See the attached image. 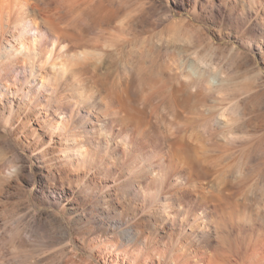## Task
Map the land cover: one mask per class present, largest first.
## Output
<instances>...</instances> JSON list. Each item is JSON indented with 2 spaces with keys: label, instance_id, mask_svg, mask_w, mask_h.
I'll list each match as a JSON object with an SVG mask.
<instances>
[{
  "label": "rangeland",
  "instance_id": "1",
  "mask_svg": "<svg viewBox=\"0 0 264 264\" xmlns=\"http://www.w3.org/2000/svg\"><path fill=\"white\" fill-rule=\"evenodd\" d=\"M64 2L71 12L59 26L73 46L44 64L52 87L40 68L24 71L31 38L6 18L0 25V264H205L203 255L255 264L250 252L264 250V0ZM81 62L96 99L72 103L65 85ZM151 63L142 84L136 72ZM187 75L218 87H194ZM116 97L134 117L131 142L100 132ZM159 141L161 171L149 158ZM195 200L210 204L206 220Z\"/></svg>",
  "mask_w": 264,
  "mask_h": 264
},
{
  "label": "bare ground",
  "instance_id": "2",
  "mask_svg": "<svg viewBox=\"0 0 264 264\" xmlns=\"http://www.w3.org/2000/svg\"><path fill=\"white\" fill-rule=\"evenodd\" d=\"M58 1H60V0H0V25H1V28L2 29L4 28L2 26H4L3 22L6 18L9 25H11V27H15V29L18 30L17 35H19V36L21 35L23 38H25L26 36H29L31 38V43L33 42V44L35 45L34 49L36 51L33 50V52H31V53L25 54L26 56L23 59L24 63H25V65H23L24 71H25L27 66H30L31 68L32 67L34 68V66L37 68H40L39 73L37 75L35 74L36 77L38 78L39 81H41L42 83H44L50 87L57 85L58 82H56V77H55L54 72H52L51 70L46 68V66H44V64H47V63L53 61V59L55 57L60 56L61 52H63V51L66 54L70 55L71 51H72L71 47L73 46L72 41H71L72 39L68 38V36L70 37V35H68L70 33H67L68 32L67 30H66L67 32L65 31L66 27L65 28L62 27L63 28L62 29V28H60L61 25L59 26V24H61L62 20L66 19L64 15L70 14L69 11L71 12V10H69V6L67 5V3L64 2L67 0H63V1L61 0L60 3L62 5ZM57 2L59 3V5L57 4ZM71 4H72V0H71ZM76 5H78V3ZM62 14H64V15H62ZM30 38H27V39H30ZM25 42L26 41L23 40L21 43L25 46V44H26ZM46 43H47V45H46ZM28 48L30 49V46ZM19 61L21 62V60H19ZM19 61L18 60H11V63L14 62L15 64H18ZM1 62H2V60H0V63ZM154 64L155 63H151V65H149L150 67H141L140 69L137 70V72L135 71L137 73L139 80H140V83H142V84H143V82L146 83V81L148 79L147 77L150 74L148 72H149L151 66H153ZM80 65L81 66H79L77 68H73L70 71V74H71L70 79H72V80L70 83L65 85V88L69 86V88H71V90H72V93L70 92L72 94L71 99H70V101H72V103L79 102V100H77V99L80 96L83 97L84 95H87L88 99H92V100L96 99L95 98L96 93L92 90V88H94V87H91L90 86L91 84H88L87 79L85 77H83L84 71L86 70V65H85V63H82V62ZM17 71L19 72V69H17ZM151 71H153L152 68H151ZM184 75H185V73H184ZM187 76L186 77L189 78V81L192 82V86H194V87H200V88L205 87V89L206 88H212L213 89L214 87L215 88L218 87L217 86L218 83H216L213 80H203V79H200V77L199 78H197V76L195 77L194 75H187ZM90 87H91V89H90ZM115 95L116 94L114 93V96ZM118 97L113 98V99H111L112 98L111 97L110 100H111L112 104L118 105L119 108L115 109V110L111 108V110L109 111V115L106 116L104 119L99 121V123H98L100 125L99 129L101 130L100 132H103L102 130H104L105 132H107V131L112 132V134L117 133V134H119V136L121 137L122 140H125L126 142H131L132 137H133V130H135L134 127H132V125H131L132 124L131 118L134 119V117L130 118L128 115V113H131V110L128 113L126 112L127 111L126 110V103L128 105V101H126V103H125L123 99H120V98L118 99ZM126 98H127V95H126ZM125 100H127V99H125ZM130 100L133 102L132 99H130ZM50 113H51V111H50ZM123 119L128 120V124H126L127 130L125 132H122L120 130L116 131L115 125L116 124L118 125L119 122L123 121ZM54 127L55 128L58 127V124H55ZM164 146L165 145H163V143L159 141L158 143H156L154 145L153 151L149 154V158H154V159L157 158L158 161H156L155 169L158 171H161V169L163 168V166L165 164V161H164L165 147ZM80 150H78L77 152L79 154H82L81 153L82 151H80ZM188 152H191V151H188ZM174 155L172 154L173 157H174ZM181 155H182V153H181ZM184 158L187 159L188 157H184ZM189 177H191V176H189ZM194 178H195V176H194ZM196 184H198V183L196 182ZM203 193H206V192L204 191ZM209 195H211V194H209ZM214 195L209 196V198L211 199L210 202L217 201V197H216V195L215 196ZM186 196H184V197H186ZM191 196H192V194H191ZM200 196H201V194H200ZM206 196H208V195H206ZM222 196H221V198H222ZM224 197H226V195ZM189 198H185V200H183V201H181L182 200V198H181V200H180L181 202L179 201L180 202L179 203L180 209H182L183 206L185 204H187L188 201H189V203L191 202V200ZM170 199H171V201L165 202L163 205L164 213L167 215L171 214L173 212V211H171V208L174 205L173 200L175 198L172 197V198H169V200ZM210 199H207V200H210ZM194 203H195V205L201 204L204 206V208L200 210V213H198L199 215L197 214V216H199V218L201 217V219H203L205 217L207 218L211 212L210 211V209H211L210 204H208L204 200L201 201V203H199V201L195 200ZM213 205L215 206V204H213ZM206 218H205V220H206ZM206 258H207V263H205V264H212L213 263V259H212L213 257L209 258V255H207V256L205 255V257L203 255L200 257L202 262H204ZM249 258L251 260H253L255 264H264V250L258 249V250L251 251Z\"/></svg>",
  "mask_w": 264,
  "mask_h": 264
}]
</instances>
